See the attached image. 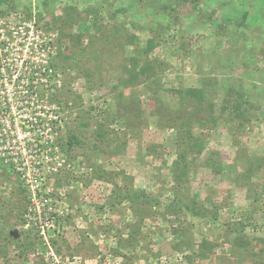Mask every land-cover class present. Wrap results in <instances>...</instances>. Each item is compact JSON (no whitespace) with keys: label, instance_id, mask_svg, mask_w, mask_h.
Wrapping results in <instances>:
<instances>
[{"label":"rangeland","instance_id":"1","mask_svg":"<svg viewBox=\"0 0 264 264\" xmlns=\"http://www.w3.org/2000/svg\"><path fill=\"white\" fill-rule=\"evenodd\" d=\"M151 1L9 0L0 7L1 118L16 124L19 131L9 124V132L17 150L37 140L38 155L23 159L30 169L38 165L57 214L45 231L47 243L35 230L23 229L30 193L0 156V264H52L50 251L62 264H264L263 253L254 255L264 250V0ZM119 6L127 14L112 21ZM244 9L249 14L241 28L219 24L239 18ZM123 22L138 37L134 48L156 40L149 54L160 65L155 78L122 72L124 64L130 68L131 52L121 54L98 38ZM59 57L67 69L45 73ZM188 89L204 90L208 102L184 96L183 105L178 92ZM17 100L27 101L25 111L15 109ZM241 104L243 116L236 112ZM30 106H36L34 114ZM199 108L202 126L193 125L190 134L203 140L204 149L200 155L188 151L186 163L175 164L187 150V137L178 138L173 128L180 119L168 124L162 114ZM33 118L39 126L28 135L20 120ZM70 136L80 143L70 144ZM182 166L188 176L178 184L172 170ZM123 176L161 205L141 225L134 248L124 246L116 254L121 234L128 239L125 225L136 223L126 208L104 206L111 182L119 184ZM176 195L198 204L200 213L215 206L217 216L167 213ZM238 222L246 225L244 252L226 241L234 240L227 239L226 226ZM28 240L32 247L24 246ZM204 243L201 259L197 250Z\"/></svg>","mask_w":264,"mask_h":264},{"label":"trees","instance_id":"2","mask_svg":"<svg viewBox=\"0 0 264 264\" xmlns=\"http://www.w3.org/2000/svg\"><path fill=\"white\" fill-rule=\"evenodd\" d=\"M9 0H0V7L7 5ZM152 1L150 0V3ZM151 5V4H150ZM120 7V6H119ZM170 6L168 5L163 7L162 9L165 8H169ZM246 7H247V3H246ZM98 9H103L102 6H100ZM112 6L108 7V10H111ZM173 9V7H172ZM195 10H198V5L194 6ZM119 11L111 12V16L109 19H111L112 21H115L114 19H116L117 14L121 13V14H127V10L126 8H121L118 9ZM241 12V11H240ZM249 14V12L244 9L242 15L240 14V17H232V18H227L224 19L223 21H219V24L221 25V23H225L227 24H235L236 27L241 28L242 25H244V22L246 20L247 15ZM237 19V21H236ZM242 19V20H241ZM131 21V20H130ZM127 22H123L120 24L114 23L113 25H111V29H104V30H108L107 32H105L104 34H108L110 33V35L107 36H99L98 38L102 41L108 40V42L111 44V47L116 49L117 52L124 54L127 51L131 52V56L128 57V59L126 58L127 62H129L130 64V68L127 69L128 66H126V64L123 65L122 67V72H127L129 75L133 76V79H137L140 76H143V78L145 79H153L156 77V75H154V69L155 68H160L159 63L155 64L154 60H150L149 59V54L157 47V42L155 39H148L145 43L144 47L141 48H134L133 47V42H136V39H138V37L136 35H134L133 33H129V31H127L124 26H126ZM135 22L132 19V22H129V25L134 26ZM101 25L99 26L96 25L95 26V31L98 34H101ZM124 25V26H123ZM114 36V37H113ZM125 39V40H124ZM116 40V43H115ZM92 43V42H90ZM133 55V56H132ZM92 57H95L96 54L92 53L91 54ZM64 58H60L59 59H55L53 61L54 64H52V66H48L46 68V72L50 69L52 70V73L55 75V71L56 68H61V69H67V66H64L63 64V60ZM156 65V66H155ZM66 67V68H65ZM127 69V70H126ZM41 71V69L39 68V72ZM204 90H200V89H188L186 92L182 93V92H178L180 95V98L182 97V99L184 98V96H188L189 99L191 100H195L197 101L199 104H205L208 102V100H206L205 95H204ZM207 101V102H206ZM183 105H185V100L183 99L182 102ZM117 112L119 113V110L121 109V105L119 103V101L117 102ZM244 108L240 105H236V112L238 113L239 116H243L244 114ZM167 112V113H166ZM166 116L164 115L165 113L161 112L162 116L164 117V122H167L169 124L170 121L175 122L177 119H180V123L179 126L175 125L174 123L173 128L177 129L178 132V138H181V136L186 134V143L185 145L187 146V150L180 151L179 154H177V159L175 161L176 163L181 162L182 164L186 163V158H187V154L190 152H196L198 155H200L203 151V140L201 141L200 137H196L195 138L192 136V134H190V129H192L193 125L195 124H200L202 126V121H200V117L197 118V113L200 112V108L196 111L192 110H187V112L183 113V111L181 112H177V115H181V116H176V114H171V112L169 113V111H166ZM240 112V113H239ZM126 115V114H125ZM174 117V118H173ZM212 117H210L209 115V121L210 123H212L213 125L216 124V118L215 119H211ZM163 119V118H162ZM180 132V133H179ZM104 133V132H103ZM180 135V136H179ZM68 139H70V144L72 143H80L78 142V140L74 137V136H70L68 137ZM178 140V139H177ZM177 144L180 143V141L176 142ZM207 166H211L210 160L207 161ZM172 174H173V180L175 182H177L178 184H182L183 180L185 178H187L188 176V169L185 166H182L181 170H172ZM118 176L114 177L115 180L118 179ZM123 178V179H122ZM123 182L121 183H117V182H111V184L113 185V190L111 191V196H109V200L107 202H105L104 206L107 207V209H110L111 211H113L114 209H117L119 207H123L126 208L125 210H128L130 212V215L132 217H134L136 223L135 224H126V228L127 229V233H128V239H124L122 234H121V238H119V240L117 241V248L114 249L113 251L117 254V250L120 248H123L124 246H130L131 248H134L133 245L135 244V242H137V237L136 234H138V232L140 231L141 225L144 223V221H146L147 219H149L155 208L160 207V203L158 202V200L154 197H152L149 194H146L144 191H136L134 190V184H132L131 182V178H126V177H121L120 178ZM119 179V182H120ZM125 180V181H124ZM107 183H110L107 181ZM133 185V186H132ZM262 191L264 192V185L262 187ZM185 211L188 214H190L191 216H196V215H212L213 217L217 216V211L218 209L214 206L211 210H207L204 209L202 210L203 212H199L200 210V206L198 204H196L195 202H188L186 200H184L181 197H178V195H176V198L173 200V202H170L166 208L165 211L167 213H170L172 215L175 214V212H179V211ZM183 215V217L185 216V214H181ZM186 218V217H185ZM182 229V228H181ZM186 229V227L183 228V231ZM246 229V225H244L241 222H238L237 224H228L226 226V236L227 239L228 237H233V241H230L229 239L226 240L227 243L229 245H231V247L235 244L241 246V249H239L238 247V251L244 252L245 247H247L249 245L248 241H247V237L248 236H244L245 234V230ZM124 230V229H123ZM124 230V231H125ZM123 231V232H124ZM182 231V230H181ZM29 232V231H28ZM121 232V231H120ZM180 232V230H179ZM24 232H19L18 236L23 235ZM122 233V232H121ZM177 234V233H176ZM180 235V233H179ZM28 237H26L27 239ZM254 240V238H252ZM241 241V243L239 242ZM261 244H263L264 246V240L260 239ZM25 244V243H24ZM23 244V245H24ZM51 244L53 247L56 246V240H52ZM202 245V244H201ZM198 246V250H197V256L199 258H205V252H207V250H205V246H207L205 243L201 246ZM25 247L28 248V246L32 247V243L30 240H28L26 242V245H24ZM30 249V248H29ZM58 249V248H57ZM31 253L33 251H30ZM261 253L264 254V250L260 249L258 254H254V255H261ZM25 254V253H24ZM34 259V257H33Z\"/></svg>","mask_w":264,"mask_h":264},{"label":"built area","instance_id":"3","mask_svg":"<svg viewBox=\"0 0 264 264\" xmlns=\"http://www.w3.org/2000/svg\"><path fill=\"white\" fill-rule=\"evenodd\" d=\"M4 35V34H3ZM46 62V61H45ZM45 73H52V70H48L46 72V69L43 70ZM2 72V68H1ZM32 79L34 77H31ZM3 80V76L0 75V81ZM4 81V80H3ZM33 91L35 87L33 88L32 86L30 87ZM0 93L4 96V92L0 90ZM26 93H29L26 90ZM29 97L33 99V97L37 98V94H32L29 93ZM5 98H3V101ZM15 109L18 110V113L23 112L26 110L25 103L27 101L25 100H17L16 102ZM3 104L0 105V156L4 159V161L8 164H10L13 168V170L18 173L22 179L25 181V187L26 189L29 190V206L27 208L26 213L23 216V229L24 230H35L41 237L42 239L47 243V240L45 238L46 234V229L52 228V220L54 219L53 216L57 215L55 214L54 206L50 202L48 195L49 190H43V183H44V177L42 174H40V170L38 168V165L30 169L27 166V163L24 162L23 157L27 156L32 157L37 156V140H32L33 145L29 146V148L23 149V151L17 150L15 147L12 146L14 145L15 141L13 140L14 136H11L13 132L10 131V125L11 124L6 117L1 118L4 113V107H2ZM8 108H11V104H9ZM36 106L29 107L28 111L30 114H34ZM33 111V112H31ZM15 120L14 118L10 119V121ZM39 126V122L37 118H33L31 122L29 123L27 119L25 120H20V125H21V130L25 131V128L28 129V135L30 134L29 131H32L33 125ZM13 128H16L18 130L16 124H11ZM47 125V124H46ZM50 130V128H48ZM19 131V130H18ZM15 134V133H14ZM30 137V136H29ZM11 139V140H10ZM21 153V154H20ZM55 171V169H54ZM50 250V249H49ZM50 256V260L52 264H62L56 258V256L50 251L48 253ZM48 256V257H49Z\"/></svg>","mask_w":264,"mask_h":264},{"label":"water","instance_id":"4","mask_svg":"<svg viewBox=\"0 0 264 264\" xmlns=\"http://www.w3.org/2000/svg\"><path fill=\"white\" fill-rule=\"evenodd\" d=\"M11 235H12L14 238H16V237H17V232L14 231V232L11 233Z\"/></svg>","mask_w":264,"mask_h":264}]
</instances>
